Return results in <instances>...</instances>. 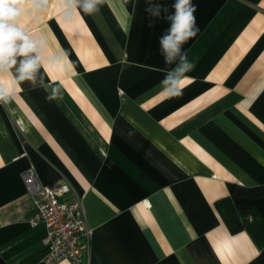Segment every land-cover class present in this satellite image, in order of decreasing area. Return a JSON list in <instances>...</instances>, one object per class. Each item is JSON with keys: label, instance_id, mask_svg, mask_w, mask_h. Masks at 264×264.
Wrapping results in <instances>:
<instances>
[{"label": "crops", "instance_id": "obj_1", "mask_svg": "<svg viewBox=\"0 0 264 264\" xmlns=\"http://www.w3.org/2000/svg\"><path fill=\"white\" fill-rule=\"evenodd\" d=\"M149 2L173 0H105L92 14L22 0L17 24L42 66L35 86L0 69V264H47L31 167L81 199L80 264H264V246L216 209L229 198L264 217V0H193L194 79L172 98L160 85L168 23Z\"/></svg>", "mask_w": 264, "mask_h": 264}, {"label": "clouds", "instance_id": "obj_2", "mask_svg": "<svg viewBox=\"0 0 264 264\" xmlns=\"http://www.w3.org/2000/svg\"><path fill=\"white\" fill-rule=\"evenodd\" d=\"M21 3L22 0H0V69L15 67L18 82L28 81L35 86L42 66L39 45L17 24ZM68 3L70 7L92 14L99 11L105 0H68ZM145 11L150 17L168 23L159 37L160 54L165 64L171 66L160 81L161 94L167 93L168 98L180 96L187 86L184 82L194 79L188 74L195 70V63L188 59L183 46L199 32L195 15L197 5L193 0H173L169 9L165 4L149 2ZM148 26L153 27L154 21L150 19ZM18 57L22 59L18 61ZM6 99L7 96L0 93V100Z\"/></svg>", "mask_w": 264, "mask_h": 264}, {"label": "built area", "instance_id": "obj_3", "mask_svg": "<svg viewBox=\"0 0 264 264\" xmlns=\"http://www.w3.org/2000/svg\"><path fill=\"white\" fill-rule=\"evenodd\" d=\"M22 178L35 205L29 223L35 226L43 222L46 229L42 238L46 247L45 262L57 264L67 259L73 264H80L91 233L81 199L77 196L65 197L70 189L66 183L57 186L42 184L32 167L22 173ZM82 239L85 241L82 242Z\"/></svg>", "mask_w": 264, "mask_h": 264}, {"label": "trees", "instance_id": "obj_4", "mask_svg": "<svg viewBox=\"0 0 264 264\" xmlns=\"http://www.w3.org/2000/svg\"><path fill=\"white\" fill-rule=\"evenodd\" d=\"M216 209L230 232L245 230L258 247L264 246V217L255 209L238 211L229 198L217 200Z\"/></svg>", "mask_w": 264, "mask_h": 264}]
</instances>
